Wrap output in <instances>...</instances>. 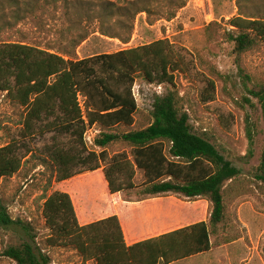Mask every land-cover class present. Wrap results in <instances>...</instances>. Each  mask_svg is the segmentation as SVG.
I'll list each match as a JSON object with an SVG mask.
<instances>
[{
  "label": "trees",
  "instance_id": "trees-1",
  "mask_svg": "<svg viewBox=\"0 0 264 264\" xmlns=\"http://www.w3.org/2000/svg\"><path fill=\"white\" fill-rule=\"evenodd\" d=\"M2 1L10 10L8 15L0 16L3 28L29 21L42 24L38 12L70 4L69 0ZM246 1L236 0L240 13L227 21L229 30L223 36L233 46L237 74L250 98L244 100L247 103L254 100L264 120V78H254L242 64L246 54L264 49V4H258L253 13H246L243 10ZM184 6L185 1L173 0H99L100 10L90 19L96 23L94 30L87 31L81 22L71 23L66 34L72 29L78 32L66 37L60 31L56 47L0 41V93L20 106L28 121L51 118L45 125L47 132L69 137L66 147L56 141L46 152L54 183L101 170L110 195L135 196L140 202L174 194L188 201L205 200L211 207L207 220L183 219L192 223L127 245L124 234L128 236L130 231L144 237L140 232L145 229L135 215L127 217L129 227L125 232L116 215L80 225L70 195L54 191L42 204V218L48 230L46 247L70 248L83 264H173L237 240L232 234L224 186L239 177L240 171L205 137L191 131L188 116L182 112L177 79L190 71L187 51L161 39L111 54L82 59L76 55L77 48L92 34L127 44L137 15L144 14L146 23L152 25L158 20L171 21ZM165 8L172 9L166 10L164 17H156ZM212 25L216 23L209 26ZM220 78L214 69L204 77L206 86L201 96L204 103L214 100L215 82ZM138 79L146 85L161 87L164 92L153 96L146 126L117 132L120 126L133 125L138 106L132 87ZM248 125L251 147L253 127ZM91 126L100 129L93 141L98 150L88 149L84 142L86 129ZM115 145L120 149L112 150ZM23 159L15 144L1 147L0 179L17 174L23 167ZM42 162L46 164L47 160ZM137 172L142 174L138 185ZM253 180L264 196V148ZM76 202L79 211L82 202L78 198ZM19 224L11 218L0 197V231H13ZM21 229L29 234V228ZM28 239L18 246L6 247L3 256L15 264H49V258L34 245V235H28Z\"/></svg>",
  "mask_w": 264,
  "mask_h": 264
},
{
  "label": "rangeland",
  "instance_id": "rangeland-1",
  "mask_svg": "<svg viewBox=\"0 0 264 264\" xmlns=\"http://www.w3.org/2000/svg\"><path fill=\"white\" fill-rule=\"evenodd\" d=\"M173 1H185V6L177 11L171 21L158 20L148 25L145 15L139 14L127 44L95 33L77 48L76 55L82 59L97 54H111L161 39H167L176 47L187 51V58L191 61L190 71L186 75H179L177 79V90L184 110L182 112L188 116L191 131L205 137L240 171L239 177L224 186L225 204L233 226L232 234L238 238L234 242L214 246L208 253L174 264H264V196L253 180L264 148V120L255 101L251 99L247 103L244 100L250 98L237 74L233 46L223 36L229 30L227 21L237 16L240 11L236 0ZM69 2L66 8L57 7L54 10L51 6L38 12L42 21L39 25L29 21L3 28L0 20V41L25 42L42 47L49 44L56 47L60 31L66 37L78 32L77 29H72L70 34H66L71 23L81 22V27L93 31L96 23L90 19L96 17L100 10L99 0ZM246 2L248 3L244 8H247H243L246 13H253L258 4H264V0ZM170 9L172 8H165L156 17H164L166 10ZM2 13L8 15L10 10L7 3L0 0V16ZM211 23L216 25L209 26ZM242 64L248 74L263 79L264 49L246 54L242 58ZM212 69L221 78L215 82L214 100L204 103L201 98L206 86L204 77ZM163 92L161 87L149 86L139 79L136 80L132 93L138 111L133 125L120 126L116 131L131 132L146 126L150 121L153 96ZM79 103L84 109L81 97ZM82 113L85 117V111ZM25 114L20 106L0 93V148L15 144L18 154L24 157L23 167L17 174L8 179H0V197L8 207L11 218L20 222L13 231H0V264H15L3 256V251L8 246H18L22 241H28V235H34V245L49 258V264H83L78 254L70 248L45 246L48 230L42 218V204L44 198L54 191L70 195L73 204H76L77 216L80 214L76 198L82 202H79L80 207L87 215H99L97 219L116 215L124 232L129 227V215H135L143 229L156 228V235L188 224L179 220L208 219L211 207L205 200L188 201L182 196L169 194L139 202L135 196L110 195L101 170L78 176L72 181L69 180L70 182L54 183L46 152L56 141L66 147L69 137L47 132L45 125L50 123L51 118L28 121ZM249 123L253 127L251 147L247 136ZM99 132L97 126L87 127L84 142L88 149L98 150L93 141ZM119 149V145L112 147V150ZM43 159L47 160L46 164L42 162ZM141 181L142 174L137 172L135 183L138 185ZM22 227L29 228V234Z\"/></svg>",
  "mask_w": 264,
  "mask_h": 264
},
{
  "label": "crops",
  "instance_id": "crops-1",
  "mask_svg": "<svg viewBox=\"0 0 264 264\" xmlns=\"http://www.w3.org/2000/svg\"><path fill=\"white\" fill-rule=\"evenodd\" d=\"M72 181V180H71ZM70 182V181H69ZM78 207H79V211H80V216H79V224L80 225H85V224H88V223H91V222H93V220H98L97 219V216H99V215H94V214H90V215H87V213H85V212H83V210L81 209V207H80V205H78ZM83 218H84V220H83ZM205 220V219H204ZM196 221V220H195ZM183 222V221H182ZM189 223H192V222H189ZM188 223V224H189ZM150 228V229H149ZM149 228H147V229H145L144 231H142V232H140L141 233V235L142 236H144L143 238H139L138 236H139V234H136L135 232H133V231H130L129 232V235L128 236H126L125 234H124V237H125V241H126V243H127V245H131V244H133V243H135V242H137V241H140V240H143V239H147V238H150V237H148L147 235H151V237H153V236H157V235H159V234H162V233H159V234H154V233H156V228H153L152 229V227H149ZM199 256V255H198ZM196 257V256H195ZM192 258H194V257H192ZM190 259V258H189ZM174 264V263H173Z\"/></svg>",
  "mask_w": 264,
  "mask_h": 264
}]
</instances>
